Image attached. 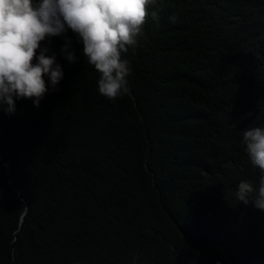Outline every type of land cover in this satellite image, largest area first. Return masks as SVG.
<instances>
[{"label": "trees", "instance_id": "obj_1", "mask_svg": "<svg viewBox=\"0 0 264 264\" xmlns=\"http://www.w3.org/2000/svg\"><path fill=\"white\" fill-rule=\"evenodd\" d=\"M157 10L127 94L99 93L69 30L41 42L59 91L0 108V264H264V210L236 197L261 179L243 132L264 128V0Z\"/></svg>", "mask_w": 264, "mask_h": 264}, {"label": "clouds", "instance_id": "obj_2", "mask_svg": "<svg viewBox=\"0 0 264 264\" xmlns=\"http://www.w3.org/2000/svg\"><path fill=\"white\" fill-rule=\"evenodd\" d=\"M156 0H0V108L12 115L15 101L31 99L35 106L53 91L64 72L56 55H46L42 47L46 38L64 36L69 30L82 43L81 56L98 72V91L109 100L127 94L131 67L122 59L136 50L144 36L146 19L159 20L158 10L149 12ZM173 22L175 17L171 18ZM61 52L76 63L75 51H69L71 40ZM37 52L39 54L37 55ZM243 144L252 165L261 172L258 187L241 181L236 197L245 206L252 203L264 210V128L252 127L243 132Z\"/></svg>", "mask_w": 264, "mask_h": 264}]
</instances>
